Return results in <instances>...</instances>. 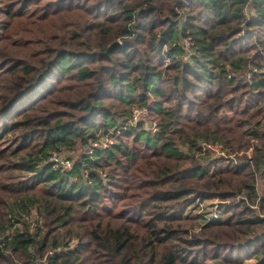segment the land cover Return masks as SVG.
Here are the masks:
<instances>
[{"label":"trees","instance_id":"1","mask_svg":"<svg viewBox=\"0 0 264 264\" xmlns=\"http://www.w3.org/2000/svg\"><path fill=\"white\" fill-rule=\"evenodd\" d=\"M203 143L251 148L218 165ZM77 145L87 176L48 161ZM189 194L240 199L184 237L167 202ZM260 213L264 0H0V264H264Z\"/></svg>","mask_w":264,"mask_h":264},{"label":"rangeland","instance_id":"2","mask_svg":"<svg viewBox=\"0 0 264 264\" xmlns=\"http://www.w3.org/2000/svg\"><path fill=\"white\" fill-rule=\"evenodd\" d=\"M43 1H47V0H43ZM51 9V8H50ZM84 14V13H82ZM56 19H58L59 24H63L65 18L61 19L60 16H56ZM61 19V20H60ZM84 36V34H82V36H80L77 39H80ZM99 39V38H98ZM98 39H95L93 41V43H96L98 41ZM66 41V39L64 40ZM119 41V40H117ZM120 42V41H119ZM159 62V61H158ZM159 66H164L162 63L159 62ZM229 69V67H228ZM168 73L174 74L175 71H170ZM229 74L231 75H240L242 74V72H237V73H233V72H229ZM250 74H247V77H249ZM224 80H220L219 84L224 83ZM228 96L230 95H226L224 97V99L228 98ZM175 104V100L171 99V100H167L165 102H163V105L165 107H172ZM135 106H131L130 109L132 111V109ZM135 109V108H134ZM140 110L139 115L136 117H134V114L129 115V119L128 121H131L133 123H136V121L138 120H143L144 121V126L147 129H152L154 130L156 128V120L155 119H151V117L148 115V113L146 112V109H138ZM221 115L230 119L233 114L231 111H229L227 109L226 106H223V108L221 109ZM136 118V119H135ZM256 119V118H255ZM100 139L97 143V145L100 146H105L107 145V143L109 144L110 142H113V138L111 137H107V136H99ZM7 141L3 142L2 145H5L3 147H6V143ZM177 145L181 148V149H187L186 147V142L183 140H177ZM224 146V145H223ZM222 145L219 144H207L205 145L204 143L202 144V149L203 150H207L209 153L208 158L211 159H216L217 164L218 165H224V164H229V165H233L235 164L237 161L239 160H244V155L245 153H249V150L251 147H244L241 146L239 148H235L233 149L234 151H231V148L228 145H225V147H223ZM55 152H57L59 156V158L66 163V160L69 161L68 164H65V166L62 169H70V171L73 170H77L78 172L83 175V176H87V171L84 168V166L81 165V167H77V165L79 164L78 160L80 159V156L83 152L82 147H80L79 145H77L73 150L72 149H59V150H54ZM52 151V152H54ZM204 151V152H207ZM189 155H194V157L190 160H184L181 161V165L185 166V165H191L193 164V162L198 161L199 159V152L194 151V152H190ZM50 156V155H49ZM48 156V161H50ZM11 158V157H10ZM163 158V157H162ZM204 161V163L208 162V160H202ZM174 162V161H173ZM107 169V167L105 168ZM72 170V171H73ZM8 173H14V175H20L19 171H13V172H8ZM24 173V172H23ZM22 173V174H23ZM104 173V172H103ZM26 175H29L28 172L24 173V176L26 177ZM76 175V174H75ZM73 175L71 176L72 179H76V176ZM103 177L105 176V173L102 175ZM257 187H258V192L262 193V179L259 177L258 181H257ZM145 189V187H141L139 189H132L131 193L134 192H138V195L140 194V192ZM103 199V198H102ZM102 199L100 200V204L102 205L104 203V201H102ZM240 199V195H236L234 197L228 198V199H220L218 197H212V198H205V199H200V198H196L194 196V194H189L186 195L183 198H180L178 200H171L167 203L171 204L169 206V209L166 211V214L168 215H173V221L174 222V226L180 229H183V236L184 237H189L190 234L194 233V232H198L201 229V225L203 224L204 218H209L213 211H216L217 208L220 206L219 204L221 203H234L236 201H238ZM123 201L125 202H132L133 198L130 199H124ZM122 206H120L119 202H118V207L114 210L115 212L118 211ZM31 211L28 215V221H30L31 225L33 226L35 219H38L37 217L39 216V213L35 210V208L31 207ZM78 207H75V209L78 211L77 209ZM264 215V213H260V216ZM148 217V215H146ZM22 217L25 218V215H23ZM21 217V218H22ZM18 225H20V222H18ZM9 230V229H8ZM59 235L61 236V241L59 243L60 247H74V245L77 242V239L75 236H73V238H71V236H69L68 234H65V229L64 228H59L58 229Z\"/></svg>","mask_w":264,"mask_h":264},{"label":"built area","instance_id":"3","mask_svg":"<svg viewBox=\"0 0 264 264\" xmlns=\"http://www.w3.org/2000/svg\"><path fill=\"white\" fill-rule=\"evenodd\" d=\"M242 10H243L244 13H247V6H244ZM181 45H182V48H183V53L181 54V56H182L183 59H187L189 56H191L193 54V42H192V39H191L190 35L185 36L181 40ZM139 113H140V110H138L137 108H135V109L133 108L132 109V115L134 114V117H136V115L138 116ZM56 154H58V153L54 151V152H51L50 156H49V159H50V161L52 162V164L54 166H58L59 165V166H61L63 168L65 166V164L69 163L68 160H66V163H64L59 158V156L56 155ZM217 215H218V209L216 211H213V213H212V215L210 217L217 216Z\"/></svg>","mask_w":264,"mask_h":264},{"label":"water","instance_id":"4","mask_svg":"<svg viewBox=\"0 0 264 264\" xmlns=\"http://www.w3.org/2000/svg\"><path fill=\"white\" fill-rule=\"evenodd\" d=\"M119 43V41L112 42L105 50V53H108L114 46H116Z\"/></svg>","mask_w":264,"mask_h":264}]
</instances>
